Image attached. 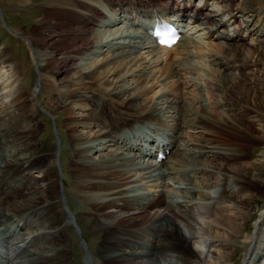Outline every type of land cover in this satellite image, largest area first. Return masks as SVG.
I'll return each mask as SVG.
<instances>
[{
	"label": "bare ground",
	"instance_id": "6f19581e",
	"mask_svg": "<svg viewBox=\"0 0 264 264\" xmlns=\"http://www.w3.org/2000/svg\"><path fill=\"white\" fill-rule=\"evenodd\" d=\"M22 1L27 2L28 0H19V2ZM233 1L235 0H48L43 5V10L39 11L34 10V7H37L36 5H33L32 8L30 7L33 4L32 0H30L28 8L32 12L37 13L34 18H38V20L33 25L31 35H26L25 33L20 35L28 42L35 54L43 55L42 61L44 65L40 70L47 71L54 81L62 84L67 80L70 68L73 67L78 58L84 57L103 38H108L114 34L108 30L106 32L105 29L102 32L94 31L95 27H98L97 31H101L100 29L102 28H110L117 25L116 21L121 18L118 14L123 12H119V10H128L130 8L138 10L150 7L163 13L168 12L181 16L183 20H186V18L192 19L197 24L191 25L189 31L193 34L203 31L204 36L205 34H208L209 37L211 35L210 39L214 38V41L217 42V44L215 43V48V44L212 45V42L183 40L184 37H180L176 44L168 49L159 47L153 44L152 41L149 42L161 49V51L168 50L174 54H178L177 49L179 48L189 54L194 49L196 50L195 53H201V56L197 59L198 62H195L194 58L190 56V59L184 57L185 61L179 63V65H186L187 69L190 66L191 71L198 69L191 66L192 62L203 66L201 62L206 59L207 65L202 68L203 72H206L205 76L202 75L203 77H200L197 83L204 87L207 94L210 93L213 98L215 97L213 110L216 120H211L207 116H198L193 119L195 121L194 124L196 127L203 126L205 130L210 129L217 134H226L230 131L238 136L242 134L249 139H251L249 135L252 136L254 133H258L260 141L262 139V143H264V92H260L264 91V39H257L253 43L245 42L249 31L258 28V36L260 35L259 32L262 30V27L260 28L261 22L259 25H255L244 32H239L234 26L227 24L224 15L227 14L226 9L232 11L231 3ZM239 5L242 6L241 8L255 13V17H258V20L264 12L262 10L264 8V0H242ZM252 16L254 15H247V18L251 19ZM133 19L132 24L141 22L138 17ZM150 23L151 21L149 20L146 25L148 26ZM262 34L264 35V32ZM133 37L136 38V36ZM250 39L252 38L250 37ZM225 40L228 42H225ZM210 41H213V39ZM4 56L0 55V69L3 71L8 68L7 59H4ZM120 58L122 56L115 57L114 61L112 59L113 62L108 60L107 64H101V62L90 64L88 66L90 72L81 75L82 80L99 82L102 87H107V85H110V83L108 84V79H104L106 81H102V79L108 73V68L112 63H116V59L120 60ZM231 59L234 60V64H232ZM95 63L100 65H95ZM244 63L247 64V69L252 70L250 74L243 67H239ZM253 67L256 69L253 70ZM234 72L238 74H234ZM2 76L5 78L4 72ZM137 82L136 84H138ZM137 87L136 92L141 90L142 84ZM116 89L118 88H114V91ZM117 92L112 94L114 98H116L115 93ZM68 98H73V95ZM215 100L220 104H217ZM161 101L158 105H165V108L172 110L173 112L171 113H175V116L182 114L181 106L178 107L174 99L165 98ZM198 102L201 105L203 99H193L191 103L198 104ZM27 104H30V101L23 99L18 106L23 109ZM121 106L122 108L119 110H129V104L124 105L122 103ZM259 109H262L263 112L261 113ZM97 110V112L90 113L86 119L93 123H100L105 118L108 121L106 122L108 123V130L102 133L96 141L94 140L91 145L79 144L76 139L69 136L72 138L70 140L71 157L75 156V161L71 159L69 162L70 167L72 166L69 172L73 179L77 180L74 185L75 192L86 194L84 199L88 200L90 210L86 215L89 214L92 219V228L90 230L92 232H101L98 236L97 249L94 253L92 252L99 259L100 264H189V262L197 264H228L232 261V256L235 254V249H233V244L236 242L235 239L239 238L244 240L243 243L246 240L247 246L242 264H264V211L260 213V220L255 224L254 234H246L243 230V224L247 222L252 214L251 205L255 202V195L245 189H247V186H254V182H250V185L246 184L243 187L245 184L239 176L249 171V169H253L255 166L252 163H263L264 151L257 161L254 158L252 162L247 159L248 162L243 163L241 161L245 162L248 155L241 150L221 153L217 149V151H214V157L207 158L200 151L202 149L187 147L184 153L177 155L178 160L176 162L179 161L180 163L182 161V164H187V166H191L193 170H196V178H199L197 182L193 183L186 180L183 175L181 177L178 174L179 181L174 183L176 186H171L173 193L162 192L158 196H161L160 198L154 199V201L145 205L132 204L133 201L128 203L124 199L127 191L117 189L114 192L111 190V192H113L112 195L119 198L118 201L94 202L90 198L92 193L109 188L100 183L89 181L101 178L116 181L118 177L111 172L108 174H96L88 172V170L92 171L94 167L97 169L96 166L107 169L115 166L124 168L127 165L138 167V163L134 164L131 162L138 160L137 157H139L138 152L140 150L138 144L132 145L136 140L135 137L125 139L116 135L118 130L116 131L113 125L116 126L118 122L111 118L109 112L111 110L110 113L116 114L115 111L117 110L108 107V105H102ZM142 112L145 111L143 110ZM155 113L152 109L145 112V114L133 112L132 116L142 120H147L148 118L153 121L154 119L151 118L155 117ZM188 114L189 111L186 109V112L184 111L182 115L187 116ZM143 115L145 118L142 117ZM23 116L19 122H13L10 130H8L12 133V136L5 137L6 141L13 138V141H16L14 143H17L15 145L20 147H18L15 154L7 156V159H1L2 162L0 161V213L7 215L5 219L9 221L11 228L14 226L19 231L25 230V233L16 236L17 230L14 233L8 228L14 233L6 237L11 246L8 247V252L0 251V257L3 258L4 255L8 257H11V255L12 257L15 256L19 264H67V260H63L65 257L62 255L64 252L62 247L64 246L60 243L63 233L61 230L64 227L62 222L71 227L72 224L73 226L75 225L76 219L63 209V199L60 198L58 191L60 177L55 170V153L48 152L49 150H42L39 145L33 143L34 132L32 131L34 126L32 125V128L29 126L35 118V111H27ZM193 121L190 122L193 123ZM24 124L29 125L28 128L24 127L25 129H22ZM174 131L175 129L172 128V132ZM176 135L177 133L174 132L175 138L178 137ZM165 140L162 137V141ZM112 142L116 143L114 146H117L113 153L110 152L112 154L96 155L104 147L106 148L107 145L113 146ZM7 143L14 145L10 142ZM175 143L177 144L178 141L173 138V141H169V145L166 143L164 146L170 148ZM127 145H129L128 152H132V158H129L127 153L124 154ZM209 149L214 150L212 147ZM90 152L94 153L93 158L89 155L87 156ZM191 153L192 155H190ZM95 156L98 157L95 158ZM80 157L81 161H76ZM166 158L168 159V157ZM167 159L158 163L154 161L155 164L151 165L154 167L158 164L156 167H159V164H163ZM209 160L213 161L217 173L220 171L223 174H229L231 178L234 177L232 179L234 186L228 191H224L219 195L216 194V196L211 195L209 191L219 186L222 180L225 183L228 179L226 177L229 176L223 178L222 174L219 173L218 175L212 172L211 167H206V163ZM227 164H231V166L225 168ZM181 168L185 169L184 166H181ZM32 173L37 174L33 176ZM90 175L96 178H89ZM81 177L83 178L79 181ZM154 177H156V180L167 179L166 175L154 174ZM86 178H89V181H85ZM127 179L119 178L116 182L120 183ZM133 180L132 185L137 183ZM110 188L114 190L116 187ZM130 191L134 192L131 189ZM141 191L140 189L135 190L137 196H146L144 195L146 192ZM90 192L91 195H89ZM53 193L55 194L54 197H52ZM164 198L169 201L166 202ZM151 203L153 205L149 209L148 206ZM145 210H151L152 214L144 215ZM107 219L110 220L109 223L102 221L106 220L107 222ZM179 225L183 226L180 227L186 230V234H182L179 231ZM71 229L76 237L81 236L79 229L77 231L73 227ZM242 232L245 233L244 236H241ZM197 235L205 237L207 243L206 249L204 248L205 253H201L194 258L185 253L179 243L186 244V238L188 240L197 239ZM134 245L137 248H134ZM254 253L258 255L256 261L253 259Z\"/></svg>",
	"mask_w": 264,
	"mask_h": 264
},
{
	"label": "rangeland",
	"instance_id": "374dc122",
	"mask_svg": "<svg viewBox=\"0 0 264 264\" xmlns=\"http://www.w3.org/2000/svg\"><path fill=\"white\" fill-rule=\"evenodd\" d=\"M47 1L48 0H32L33 4H31L30 7L32 8L33 5H36L37 7H34V10L42 11L44 7L43 5ZM235 2L236 3L233 4V8L236 10H240V12L242 11L241 13H252L250 10L241 8L242 6L239 5V2L241 4L242 0H236ZM29 4L30 0L27 2H19V0H0V55H5L4 59H7L8 64V68L4 69V71L0 69V161L2 162L1 159H7V156L15 154L18 150V147H20L19 145H15L17 143H14L16 141H13V138H10L8 141L5 139V137L7 138L12 136V133L8 131L10 130L12 123H16L17 121L19 122V120L24 117L23 114H25L27 111H35L34 120L30 126L28 125L30 128H32V125L34 126L32 131L34 132L33 143L39 145L42 150H49L48 152L55 153V170L60 177L58 191L60 198L63 199V209L66 213L68 212V214H71V217L76 219L75 226L77 229H79V233H81L80 237H76L71 229L73 225L71 227L69 226V228L64 222H62L64 227L63 230H61L63 233L60 243H62V246H64L62 247V250L64 251L62 255L65 257L63 260H67V264H86L87 262L89 264H100L99 259L94 256L93 253L97 249L99 240L98 236L101 234V232H92V230H90V228H92V219L89 217V214L86 215V213L90 211L88 207V200L84 199L86 194L82 192H75L74 185L77 180L73 179V176L70 175L71 173L69 171L72 166L70 167L69 162L71 159L75 161V156L71 157L70 140L72 138L76 139L79 144L84 143L91 145L93 144L94 140L96 141V139H98L102 133L108 130V123H106L108 121L105 118L102 119L103 122L100 123H93L86 119L90 113L97 112V108H100L102 105H108V107H112L118 111H115L116 114L110 113L111 110L109 112L111 118H114L117 120L116 122H118L116 126L113 125L116 128V131L120 128L130 126L129 124L138 123V120H142L138 119V117L132 116L133 112L136 114H145V112H148L149 110L151 111L153 109L156 113L154 115L155 117L151 118L154 120L148 122V131L155 128H159L161 131L174 128L178 135V137L175 138L178 143L173 145V148L169 151L170 153L167 156L168 159L166 158L167 160L163 164H159V167H156L158 164L153 167L151 164H155V162L149 157H140L138 160L131 162L134 164L138 163V167L127 165L124 168L115 166L114 168L107 169L102 168L101 166H96L97 169L94 167L92 171L88 170V172H94L96 174H108L110 172L115 173V175L118 177H116L117 179L128 178L127 180L120 183L116 182L117 179L116 181H109L105 180L104 178L91 179L89 181L90 177L96 178L95 176L90 175L85 181L97 182L109 188L92 193V197H90L92 198L91 201H118L119 198L112 195V193L117 189L127 191L124 199H126L128 203H132L131 201H133L132 204L145 205L151 201H154V199L156 200L160 198L161 196H158L161 195L162 192L166 193L167 191L169 193H173L172 187L173 185L176 186L174 183L180 179L178 174L180 176L183 175L186 180H189L193 183L197 182L199 178H196V170H193V168L191 166H187V164H182L183 162L180 159L179 160L182 163H179V161L176 162V160H178L177 155L184 153L185 148L187 150V147H192L195 149L197 148L199 150L202 149L200 151L207 158L214 157V151L219 149L218 151L221 153H231V151L233 152L236 150L243 151L248 155V157L245 159V162L241 161L243 163H247L249 160V162H252V160L254 161V158L255 161L259 159L260 155L264 151V143H262V139L260 141L258 133H254L252 136L249 135L251 138L249 139L245 138V136L242 134L238 136L236 133L230 131V134H228L229 132L226 134H217L212 132L210 129L205 130L203 126L196 127L194 124L195 121H193V119H196L198 116H207V118L211 120H216L213 110L215 107L213 106L215 97L213 98L210 93L207 94V91L204 90V87L200 86V83H197L199 82L200 77L205 76L206 72H203L202 68L204 65H207L206 59L204 62H201L203 63V66H200L201 64L192 62L191 66L198 68L194 71H191L190 66L187 69L186 65H179V63H183V61H185L184 57L188 59L190 56L194 58L193 60L195 62H198L197 59L199 56H201V53H195V49L191 50L192 53L190 52V54L185 53L181 50L182 48L177 49L178 54L170 53L168 50L161 51V49L153 46L151 43L142 41L139 39V37L131 38V36H128L138 34V31L136 29L127 27L122 22L110 28H102L100 29L101 31H97L98 27H95L96 29L94 28V32H102L105 30L107 32L108 30L114 34L108 38H103L101 42H98L94 48L85 54L84 57L78 58L75 61L73 67L70 68L67 80L64 83L59 84L57 81H54L53 77H51L47 71L45 72L40 70L44 65V62L42 61L43 55L35 54L30 48L28 42L25 41L20 35L21 33L31 35L33 25L35 24L36 20H38V18H34L35 14L37 13L32 12V10L28 8ZM262 10H264V8ZM256 18L258 20V17ZM259 34L261 36L259 35L256 39L249 38L247 43H253L257 39L263 40L264 35L261 31ZM210 37L208 34H205L204 36L203 31H198L195 34L187 31L183 40L190 39L192 41H202L205 43L212 42V45L215 43L217 44V42L214 41V38H212L213 41H210L212 40ZM225 42L228 41L225 40ZM216 44L214 45V48L216 47ZM117 56H122V58H120V60L116 59L117 62L115 61L116 63H112V65L108 68V73L102 79V81H106L104 79H108V84L110 83V85H107V87L103 86V88L99 82L82 80L81 75H85L90 72L88 68L90 64L94 62L107 64L109 62L108 60L112 61L113 59L114 61V58ZM233 61L234 60L231 59L232 64H234ZM96 64L100 65L99 63H95V65ZM239 67H243V69H245L248 74L252 72V70L247 69L248 67L246 63L241 64ZM254 69L256 68L253 67V70ZM3 72L5 74V78L2 76ZM234 74L238 73L234 72ZM136 81H138V84H136ZM140 84H142L141 90L136 92L138 89L137 86ZM114 88L118 89L114 91ZM114 92H117L115 93L116 98L112 96ZM217 93L219 94V92ZM70 95H73V98H68ZM19 98L21 100L27 99L30 101V104H27L25 108L21 109V107L18 106L21 101ZM165 98L170 100L174 99V102L177 104V106H181V112H186L187 109L189 114L184 116L182 115V112V114H177L175 116V113H171L173 111L166 109L165 105H162L163 107L158 105L160 102H162L161 100ZM193 99H203V102L201 105L199 102L198 104H193L191 103ZM215 102L220 104L216 100ZM122 103H124V105L129 104V110H119L122 108ZM143 110L145 112H142ZM259 110L261 113L263 112L262 109ZM181 112L179 111V113ZM142 117H144V115ZM136 118L138 120H135ZM147 120L150 119L147 118ZM190 121H193V123ZM25 124L22 125V129L28 128V126ZM7 142L13 143L14 145H9ZM115 144L116 143L112 142L113 146L107 145L106 148L104 147L96 155L112 154L117 147L114 146ZM210 147L214 148V150L209 149ZM125 153L126 152L124 151V154ZM93 154L94 153L90 152L87 154V156L89 155L93 158ZM127 155L130 158L128 153ZM190 155H192V153ZM96 157L98 156H95V158ZM202 158L205 159L204 157ZM210 160L208 163H206V167H211L213 170L211 171L217 173L213 161ZM76 161H81V157L76 159ZM252 164L255 166H253V169L251 168L246 173L239 175L241 181L245 184L243 187H245L246 184L250 185L252 182H254V186H247V189H245L255 195V202L251 205L252 214L247 222L243 224V230L246 234H254L255 224L260 220V213L264 211V162L261 164L255 162ZM181 166H184L185 169L181 168ZM230 166L231 164H227L225 168H229ZM219 173L223 175V178L226 176L229 177H226L228 178L225 182L226 184L222 180V183L224 184L220 183L219 186H216L212 191H209V193L213 196H216V194L219 195L224 191H228L232 186H234L232 180L234 177L231 178L229 174H223L218 171L217 174L219 175ZM32 174L35 176L37 173ZM154 174H159L160 176L166 175V177L168 174H170V176H168L169 178L167 177L168 180L158 179V181L156 180V177H154ZM82 178L83 177H81L79 181H81ZM132 180L136 181L137 183L132 185ZM110 187L116 188L113 190ZM130 189L134 190V192L130 191ZM138 189L142 190L141 192H146L147 196L135 198V190ZM111 190L113 192H111ZM54 195L55 194L53 193L52 197H54ZM89 195H91V192ZM164 200L166 202L169 201L165 198ZM152 203L148 206L149 209L153 205ZM151 214V210H145L144 212V215ZM6 217L7 215L4 213V218H0V221H3L2 224L0 223V235H13L16 230V236H20L21 233H25V230L19 231V229L11 228L9 226V221L5 219ZM102 221L105 223L110 222L108 219L107 222L106 220ZM180 226L182 225H179V228L181 229H179V231L182 234L185 233L186 230L182 228L183 226ZM8 228L14 231V233ZM245 233L242 232V235L241 233L240 235L244 236ZM200 235H197L198 238L193 240H188L186 238V244L182 242L179 243V246L184 249L185 253L191 255L194 258L201 253H205L204 250L206 249L207 242L205 237ZM235 241L236 242L233 244L235 254L232 256V261L228 264H242L245 257L247 248L246 240L245 243H243L244 240L242 238L235 239ZM81 242L85 247L84 251L86 258L84 261L83 249L80 245ZM2 264H19V262H17L16 259H8ZM189 264L197 263L189 262Z\"/></svg>",
	"mask_w": 264,
	"mask_h": 264
},
{
	"label": "water",
	"instance_id": "95a60500",
	"mask_svg": "<svg viewBox=\"0 0 264 264\" xmlns=\"http://www.w3.org/2000/svg\"><path fill=\"white\" fill-rule=\"evenodd\" d=\"M257 258H258L257 253H254V254H253V259L257 260Z\"/></svg>",
	"mask_w": 264,
	"mask_h": 264
}]
</instances>
